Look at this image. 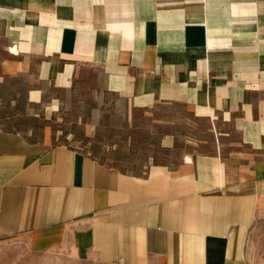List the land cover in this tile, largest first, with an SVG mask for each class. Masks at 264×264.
Returning <instances> with one entry per match:
<instances>
[{
	"label": "crops",
	"instance_id": "1",
	"mask_svg": "<svg viewBox=\"0 0 264 264\" xmlns=\"http://www.w3.org/2000/svg\"><path fill=\"white\" fill-rule=\"evenodd\" d=\"M1 82L44 120L48 90L80 83L115 117L181 106L213 135L131 174L0 127V242L82 264H264V0H0Z\"/></svg>",
	"mask_w": 264,
	"mask_h": 264
},
{
	"label": "rangeland",
	"instance_id": "2",
	"mask_svg": "<svg viewBox=\"0 0 264 264\" xmlns=\"http://www.w3.org/2000/svg\"><path fill=\"white\" fill-rule=\"evenodd\" d=\"M46 99L58 103L44 120L41 107L27 104L23 82H1L0 127L25 132L34 141L47 138L71 146L131 174H141L151 163L173 164L212 151L213 129L181 106L154 105L134 110L125 120L112 114V96L104 95L102 101L94 88L80 83L67 93L50 89ZM165 137L169 139L162 141ZM9 245L0 242V264H82L58 252L29 254Z\"/></svg>",
	"mask_w": 264,
	"mask_h": 264
}]
</instances>
